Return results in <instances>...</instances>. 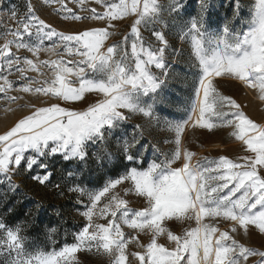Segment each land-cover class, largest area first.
I'll return each mask as SVG.
<instances>
[{"label": "snow or ice", "instance_id": "snow-or-ice-1", "mask_svg": "<svg viewBox=\"0 0 264 264\" xmlns=\"http://www.w3.org/2000/svg\"><path fill=\"white\" fill-rule=\"evenodd\" d=\"M87 2L44 0L64 21L103 25L58 31L31 0L7 16L0 0V94L57 100L0 134V264H80L82 252L109 264H264V250L230 235L264 236V123L228 92L242 85L264 102V0H91L101 10L87 16L69 7ZM42 68L51 80L29 75ZM188 128L228 129L243 154L197 157L183 143ZM57 158L66 167L53 183ZM28 179L65 203L29 206L19 194ZM69 206L86 223L49 249Z\"/></svg>", "mask_w": 264, "mask_h": 264}, {"label": "rangeland", "instance_id": "rangeland-1", "mask_svg": "<svg viewBox=\"0 0 264 264\" xmlns=\"http://www.w3.org/2000/svg\"><path fill=\"white\" fill-rule=\"evenodd\" d=\"M31 2L36 6L37 8V14L41 16V18L46 19L47 21L51 22L53 26L57 28L58 31L64 30V31H72L79 28L84 27H91V26H103L99 22H94L91 20H85V21H78L73 23L72 21H64L61 19L60 16L55 14V7L56 5H47L44 3V0H31ZM253 0H243V3L250 4ZM24 3L25 0H4V9L5 11L2 13L3 15L7 16V9L10 5H18L21 12L24 11ZM69 7H72L73 10L78 14L82 16H87L88 11L87 9L96 7L97 11H100V7L96 5L95 3L91 2V0H88V2L84 5L83 9L81 6L77 4L69 3ZM245 14H247V9H245ZM8 25H11V21L7 22ZM130 21L126 20L125 24L121 25V32L126 30V25H128ZM145 40L147 41L149 39L150 33L148 31L142 32ZM121 35L114 36L113 40H119L121 39ZM0 43H2V40H0ZM51 42L45 41L44 46L49 47ZM16 55L21 56H28L31 57V54L27 52L26 50H20L17 52L15 49H13ZM55 59L56 56H52L50 53L47 52H41L40 53V59ZM65 59H70L68 57H65ZM41 72L43 75H38L37 73H29L32 77H34L38 81H43L44 79L51 80L53 78V73L47 69L42 68ZM8 78L15 83V87L18 88L21 81L18 79V76L16 73L8 74ZM36 86V85H33ZM239 91H236L235 89H228L229 94L234 93V98L237 99L238 103H241L244 105V111L246 114L256 121L257 123H264V102H261L258 99V94L255 92V90H249L245 88L244 86L240 85ZM8 96H15L17 99L15 102H10L6 99H4L3 94H0V134H2L7 128L13 126L15 121L18 118H21L22 116L28 114L30 111L33 110L32 106L35 105L37 107L39 106H47L51 103H56L57 100L55 97H52L51 99L46 97H37L34 94L31 93H23L19 91H9ZM63 105V102H61ZM78 107L83 108L85 105H79ZM137 120V118H135ZM131 123V121L129 122ZM191 131V135L187 139L186 145L195 152L196 154L199 153L197 157H206L208 159H217L219 156H227L230 159H235L237 156L243 154V150L239 146L238 142H235L233 138H230L228 135L229 130L228 129H216L215 134L209 133L207 130L202 129H196L193 130L191 128H188L185 130L182 139L183 143H185L188 131ZM163 135H167L164 133ZM157 139H160V136H157ZM169 145L163 143L161 140L160 148L163 150H167ZM162 159V157H161ZM66 167L63 163L59 162L57 160V163L55 165V171L53 172V175L51 177L53 183L59 182L61 177L60 169ZM37 171H41L37 169ZM66 176V173L64 174ZM13 179L19 183V179L16 177H13ZM21 197L25 199L26 203H29L31 201H40L45 205V207L48 206V204H53L56 206L63 205L65 203L64 199H61L59 197H56L54 195V190L51 188V185H49L47 188L43 186L37 185L34 181H31L30 179L26 180L24 184L20 187V193ZM135 206V205H133ZM83 208L81 207L79 211H82ZM79 211L75 208H72L69 206L68 210L65 212L66 217V224L64 225V229L61 230L60 235L57 237V242L55 244H48V248L51 249L53 247L59 248L65 241L71 242L72 236L67 235L65 236L64 232L67 230L69 233L73 231H78L80 226H83L86 221L79 215ZM44 219H47V216L43 217ZM194 226V225H193ZM222 230H230V222H221L218 225ZM174 232H181L183 230L182 226L179 224H173L170 226ZM230 235H233L234 238L239 240L241 243L245 244V246L248 247H255L260 250H264V248L261 247V244L264 243V236H261L260 234L253 231L250 236H245L243 234V231L241 230L238 234L237 233H231ZM141 239L144 242H147L148 237L142 236ZM161 243H166V239H161ZM41 243H43V240H41ZM130 250H139L136 248H131ZM78 258L80 261V264H109L108 258L94 255L93 253L88 252H82L78 253ZM258 259V257H249L248 264H254V262Z\"/></svg>", "mask_w": 264, "mask_h": 264}, {"label": "trees", "instance_id": "trees-1", "mask_svg": "<svg viewBox=\"0 0 264 264\" xmlns=\"http://www.w3.org/2000/svg\"><path fill=\"white\" fill-rule=\"evenodd\" d=\"M182 67H183V66H182ZM185 118H186V117H185ZM135 122H136V119L134 118V120L131 121V123H135ZM131 123H130V124H131ZM129 131H131V129H129ZM190 135H191V131L189 130V131H188V134H187L186 141H185V143H184L185 145H186L187 139L189 138ZM150 158H151V157H150ZM57 160H59V158H57Z\"/></svg>", "mask_w": 264, "mask_h": 264}, {"label": "water", "instance_id": "water-1", "mask_svg": "<svg viewBox=\"0 0 264 264\" xmlns=\"http://www.w3.org/2000/svg\"><path fill=\"white\" fill-rule=\"evenodd\" d=\"M199 155V153L197 154V156Z\"/></svg>", "mask_w": 264, "mask_h": 264}]
</instances>
